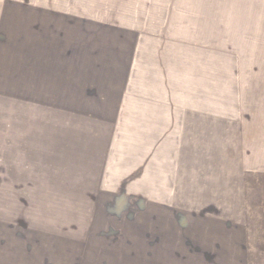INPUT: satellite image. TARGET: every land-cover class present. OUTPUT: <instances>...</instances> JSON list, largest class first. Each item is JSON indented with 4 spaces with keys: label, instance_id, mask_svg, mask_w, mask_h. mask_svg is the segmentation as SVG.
Returning a JSON list of instances; mask_svg holds the SVG:
<instances>
[{
    "label": "rangeland",
    "instance_id": "obj_1",
    "mask_svg": "<svg viewBox=\"0 0 264 264\" xmlns=\"http://www.w3.org/2000/svg\"><path fill=\"white\" fill-rule=\"evenodd\" d=\"M122 1L67 0L61 22H21L19 37L0 38V264H110L113 257L151 264L140 256L156 250L155 238L141 233L166 216L154 206L180 199L138 194L203 187V181L182 179L213 174L219 166L211 163L205 141L214 136L202 131L180 135L185 151L171 169L165 151L151 148L154 134L133 132L132 122L144 121L132 118L144 109L139 99H169L170 108L213 115L239 110L245 125L247 116L252 120L246 131L254 148L264 139V0L247 6L248 0H228L236 4L228 13L250 12L258 22L223 20L215 37L200 39L212 48L140 37L135 27L121 30L104 10ZM180 26L174 32L187 31ZM127 93L131 98L118 118V99ZM208 125L213 130L218 123ZM114 132L109 176H91L107 172L99 156ZM258 152L264 155V145ZM146 153L158 158L147 161L141 157ZM160 168L163 174L148 173ZM162 264H172L171 258Z\"/></svg>",
    "mask_w": 264,
    "mask_h": 264
},
{
    "label": "crops",
    "instance_id": "obj_2",
    "mask_svg": "<svg viewBox=\"0 0 264 264\" xmlns=\"http://www.w3.org/2000/svg\"><path fill=\"white\" fill-rule=\"evenodd\" d=\"M122 2L108 3L114 6L104 10L107 13L106 20L110 24L125 31L135 27L140 30L137 36L156 38L157 41L179 39L177 43L188 48L189 46L198 47L199 44L212 48L210 42L209 45H205L208 41L200 39L215 37L217 29L222 28L223 20L235 23L258 22V19L249 18L253 16L250 12L236 13L232 10L228 13L227 7L236 5L235 3L228 5V0L227 4L222 0H124ZM248 4H250L249 0L245 6ZM128 5L131 8L120 7ZM66 7L67 0H0V38L19 37L21 22L51 23L53 20L61 22L62 17H66ZM222 7L225 8L222 9ZM226 15L230 18H221ZM176 22H178L176 27L181 25L179 28H185L187 31L174 32ZM15 23H18L16 27ZM235 27L238 30L242 24H236ZM14 28L17 33L19 32L18 34L14 33ZM9 30L12 31L11 34ZM229 30L231 33L229 37H233L232 29ZM129 98L131 97L127 93L122 94L118 99L116 108L118 118L123 114L122 108ZM138 101L144 102L141 105L144 109L134 111L132 118L136 116L144 121L139 123L133 121L131 125L133 132L154 134L155 136H152V143H154L151 148H160L165 151L162 156L170 163L171 169L172 162L180 157V151H185L183 150L185 148L182 149L179 146L183 140L180 135H196L201 134L202 131L205 133L209 131L211 132L209 134L214 136L205 141L211 144V163L219 166V170L215 168L213 174L201 177L205 173L203 172L201 175L198 174V178L196 174L193 176L188 174L187 179H182L188 183L203 181V187L198 184L196 189L195 185H189L185 190H173L170 195L138 194L146 199L157 200L159 197L180 199L171 204L154 206L156 211H161L166 216L161 217V222L149 225L152 227L148 226L146 231L141 233V236L145 235L148 241L155 238L156 250L152 251L150 248L147 254L140 257L150 260L151 264L158 261L162 264L164 257L171 258L172 264H264V188H260L259 185L264 182V155L258 152V148L264 145V139L260 142L257 138L258 148H254L256 143L251 140L248 129L246 131V128L252 126V120H249L247 116L248 123L246 121L245 125V122L241 120L244 115L239 110L230 116L227 115L228 113L213 115L210 111L170 108L171 100L169 99L165 101L163 98L139 99ZM164 102L169 105H165ZM164 106L168 108L165 109ZM233 119L236 122L235 138L229 139L227 134L229 128H233ZM213 121L218 125L213 130H209L210 125L207 127V123L210 124ZM249 123H251L250 126ZM117 134L115 132L109 134L106 140L107 149L103 151V157L99 156L101 160L106 161L107 172L91 173V176L103 175L105 178L109 176L110 164L113 158H116L113 152ZM189 150L191 149L188 148ZM255 151L256 156L253 155ZM151 155L146 153L141 157L144 156L147 161L153 156L158 158L153 153ZM128 158L131 157L125 156L123 159ZM159 165L163 167L166 164L163 162ZM152 170L148 173L163 174L161 168L160 171ZM176 172L178 170L174 173ZM166 175H172L171 170ZM156 180L160 178H155ZM166 180L170 179L166 178ZM209 182L214 184L212 186L214 188H207ZM169 214L170 217H168ZM149 245H152L151 242ZM117 260L119 261L116 263V257H113L112 263L109 262L110 260L108 263L126 264L120 258ZM123 260H126V257Z\"/></svg>",
    "mask_w": 264,
    "mask_h": 264
}]
</instances>
